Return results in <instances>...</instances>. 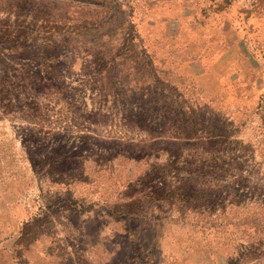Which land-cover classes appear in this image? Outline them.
I'll return each instance as SVG.
<instances>
[{
    "label": "rangeland",
    "instance_id": "1",
    "mask_svg": "<svg viewBox=\"0 0 264 264\" xmlns=\"http://www.w3.org/2000/svg\"><path fill=\"white\" fill-rule=\"evenodd\" d=\"M0 264H264V0H0Z\"/></svg>",
    "mask_w": 264,
    "mask_h": 264
}]
</instances>
